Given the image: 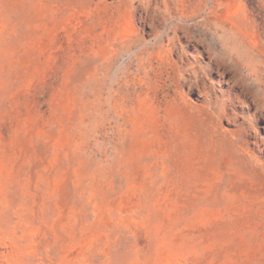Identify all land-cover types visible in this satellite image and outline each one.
<instances>
[{
	"label": "rangeland",
	"instance_id": "obj_1",
	"mask_svg": "<svg viewBox=\"0 0 264 264\" xmlns=\"http://www.w3.org/2000/svg\"><path fill=\"white\" fill-rule=\"evenodd\" d=\"M0 264H264V0H0Z\"/></svg>",
	"mask_w": 264,
	"mask_h": 264
}]
</instances>
